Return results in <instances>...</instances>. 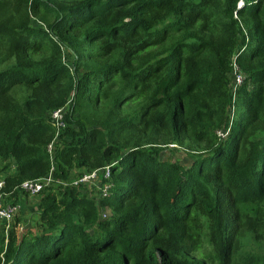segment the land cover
Wrapping results in <instances>:
<instances>
[{"label":"trees","instance_id":"16d2710c","mask_svg":"<svg viewBox=\"0 0 264 264\" xmlns=\"http://www.w3.org/2000/svg\"><path fill=\"white\" fill-rule=\"evenodd\" d=\"M8 1L22 15L0 26V181L22 212L0 222V264H264L237 246L238 210L264 243V0ZM93 44L116 55L86 61ZM95 170L108 196L69 185Z\"/></svg>","mask_w":264,"mask_h":264},{"label":"built area","instance_id":"2783aa9c","mask_svg":"<svg viewBox=\"0 0 264 264\" xmlns=\"http://www.w3.org/2000/svg\"><path fill=\"white\" fill-rule=\"evenodd\" d=\"M255 0L254 2H256ZM238 7L243 5L242 2L238 3ZM236 57L232 60V77L233 85H232V92L233 94H236L240 87L242 86V83L244 81L243 74H241L239 68L235 64ZM63 111L57 110L51 114V119L54 127L59 130L64 127L63 123ZM231 124H229V128L226 131H218L217 137L221 140L226 139L228 136L229 130H230ZM52 146H48V151L51 152ZM103 178L104 180L109 179V167L104 168L103 172ZM57 181H54L52 174H48L46 177L40 179V180H34V181H24L19 189L23 196H26L27 198H34L41 194V192L52 186L53 184H56ZM67 185V184H66ZM73 187H85L88 190H100V194L102 197H106L110 193V184H103L101 185V179L99 176L98 170H95L90 173L83 174L79 178H77L74 182L69 184ZM4 187V183L0 181V222L4 224L5 233L10 230L8 229L9 222L12 220L13 216L18 213L19 207L16 206V204H6L4 203V194L2 193V189ZM98 192V191H97Z\"/></svg>","mask_w":264,"mask_h":264},{"label":"rangeland","instance_id":"374dc122","mask_svg":"<svg viewBox=\"0 0 264 264\" xmlns=\"http://www.w3.org/2000/svg\"><path fill=\"white\" fill-rule=\"evenodd\" d=\"M0 2H1V4L4 5L5 8H7V13L4 12L0 8V26H2V27L6 26V28H7V27L13 26L15 24H18V23H16V20L22 15V12L20 11V9L18 10V12L14 11L12 9V7L10 6V2L8 0H0ZM237 9H240V7H238ZM37 13H40V12H37ZM9 16H12V18H13L11 21H9L7 19V18H9ZM35 17L38 19L39 25H41L42 22H41V19H40V14H37ZM234 17H236V16L234 15ZM99 43H100V41H99ZM124 45H123V47H124ZM92 46L93 47H88L87 50H91V48H92V50L95 52V46H98V45L93 44ZM6 50H7V44H6L5 38H4V36H1L0 37V58L3 57V55L6 53ZM93 51H92V54H91L92 56H89V55L85 56V60L86 61L92 60L93 64H97V65L102 63V62L104 63V62L111 61L114 58V56L116 55V54L113 55V53L105 52L102 55L97 56ZM4 65H5V63L4 64H0V68L3 67ZM117 73L118 72L110 73V74L106 75L105 78H107V79L111 78L112 79V78L117 76ZM243 77L245 79V76H243ZM105 78L102 77V79H105ZM98 80L99 79H97V80H95L93 82V84L91 86L92 89L97 87V84L100 81V80L99 81ZM105 85L106 84H104L103 87ZM96 108H98L97 104H96ZM217 132H216V135H217ZM165 150L166 151L163 152V157H162L165 160H168V158H170V159H172L175 162H179L181 164H184L185 166L190 161V159L187 157V151H185L181 147H177V146L173 147V146L168 145L167 147H165ZM83 173H86V172H83ZM35 209H36V207L33 208V210H35ZM231 212L235 213L234 210H232V209H231ZM238 213H239V219H240V222H241V226H240L239 233H238V245L237 246L241 250H246V251H254V250H258L259 248H264V243H262L261 241H258L255 237H252L250 234L246 233V230H245L244 226L246 227L247 218L245 217L244 212L242 210H238ZM25 214L28 215V213H25ZM18 215H19V213L15 214L13 216L12 220L9 222L8 229H10L11 225L15 223V219L17 218ZM109 216H110V211L108 209H105V211L103 213V217H109ZM1 229H2V226L0 224V232H1L0 240L3 237V232L1 231ZM16 230H18V232L19 231L20 232H24L25 228L17 226ZM205 252L208 253L209 250H205Z\"/></svg>","mask_w":264,"mask_h":264},{"label":"crops","instance_id":"0c3cea01","mask_svg":"<svg viewBox=\"0 0 264 264\" xmlns=\"http://www.w3.org/2000/svg\"><path fill=\"white\" fill-rule=\"evenodd\" d=\"M27 203L30 204V206L27 207V213H28L30 211L31 207L34 208L35 206L32 204L33 202H31V199H28ZM16 206L19 207L18 213L21 214V212H22V206L20 204H16ZM1 231H2V229H1ZM0 237H1V232H0Z\"/></svg>","mask_w":264,"mask_h":264},{"label":"clouds","instance_id":"9594fccd","mask_svg":"<svg viewBox=\"0 0 264 264\" xmlns=\"http://www.w3.org/2000/svg\"><path fill=\"white\" fill-rule=\"evenodd\" d=\"M254 1H255V0H254ZM254 1H253V2H254ZM254 3H255V2H254ZM237 5H238V4H237ZM237 8H238V6L236 7V9H237ZM240 8H242V5L240 6Z\"/></svg>","mask_w":264,"mask_h":264}]
</instances>
